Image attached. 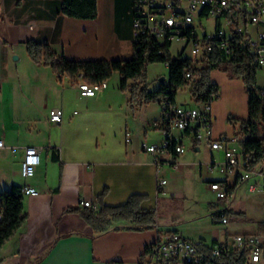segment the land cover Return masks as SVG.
Returning <instances> with one entry per match:
<instances>
[{"label": "crops", "instance_id": "crops-1", "mask_svg": "<svg viewBox=\"0 0 264 264\" xmlns=\"http://www.w3.org/2000/svg\"><path fill=\"white\" fill-rule=\"evenodd\" d=\"M62 2L0 0V138L5 143V147H0V198L1 192L14 184L29 183L39 190L37 195L23 193L28 216L15 235L1 246L0 264H141V256L148 257L146 247L161 232L176 230L191 238L185 232L192 231L157 218L155 226L140 229L132 227L131 221H116L108 230L96 234L83 216L89 208L81 200L91 199L100 206L117 205L137 193L142 195L141 207L157 210L158 194L171 192L175 196L177 181H198L194 172L197 167L203 181L217 179L213 175L215 159L224 152L194 140L188 133L175 132L182 135L183 144L184 136H190L195 141L194 150L203 148L212 157L211 164L208 157L204 163L186 147L176 155L175 163L162 156L158 164L155 155L141 145L142 138L136 137L134 142L126 137L127 145L121 149L103 140L105 129L117 124L104 111L119 109L121 91L108 86L93 96H82L76 86L80 75L75 79L68 75L59 77L50 66L34 62L26 42H48L60 54L80 60L129 58L134 49L133 0H97L98 14L92 19L63 14ZM211 77L219 84L221 94L211 104L215 134L235 133L236 127L229 117L248 116L244 81L230 78L224 71ZM57 96L60 103L51 104ZM184 104L195 105L192 98ZM158 106L159 114L153 116L152 127L162 116ZM54 107L63 110L61 122L49 118ZM27 145L41 148V161L29 177L22 174ZM256 166L264 171V160ZM160 178L167 182L159 189ZM238 185L235 193L242 184ZM240 203L236 196L231 199L227 207L229 217L234 210L243 211ZM72 205L79 210L67 211ZM262 213L261 218L255 216L257 223H264V209ZM214 215L220 222L217 209ZM260 228L257 233L264 236V228ZM240 232L252 231H232L226 227L215 229L209 242L206 237L200 238L209 244L231 243L233 234Z\"/></svg>", "mask_w": 264, "mask_h": 264}, {"label": "built area", "instance_id": "built-area-1", "mask_svg": "<svg viewBox=\"0 0 264 264\" xmlns=\"http://www.w3.org/2000/svg\"><path fill=\"white\" fill-rule=\"evenodd\" d=\"M133 43L141 42L146 50H153V55L165 53L168 34H175V40H186L190 45L188 57L191 61L200 62L216 51L230 54L238 45L252 52L253 61L259 68H264V0H133ZM215 20V29L209 31L206 21ZM186 47L183 48L184 52ZM182 52L178 55H181ZM145 53V52H144ZM183 56V55H182ZM168 65V63H166ZM82 78L77 87L82 96H93L106 89V83H87ZM191 76V72H187ZM264 97V90L261 91ZM162 116L154 122V127L164 133L161 144L143 143V148L155 155L160 164L161 157H168L175 163V157L185 151L182 135L188 133L194 140H204L212 149L223 150L225 161L217 163L226 179H214L209 188L216 192L219 200L225 199L234 190L230 187L236 180L247 181L250 192L264 193V171L254 163L251 154L243 151L241 135L222 133L216 135L211 104L202 107L187 105L164 99L161 103ZM50 120L61 122L63 110L50 109ZM189 130L186 132V130ZM182 131V135L175 134ZM129 133H127L128 136ZM130 140L127 137V141ZM0 147H5L0 138ZM16 151V147H12ZM41 148L37 145L25 146L22 161V174L25 177L34 175L41 161ZM234 177L231 183L229 177ZM167 180L158 179L160 189ZM25 195L39 194L38 188L26 183L22 186ZM89 209L98 210L101 206L91 199L81 200ZM224 209H217V218L221 223H228L229 216ZM3 209L0 207V219ZM152 252L148 254L147 264H262L264 262V236L257 232L235 233L232 242L209 244L206 240L193 239L176 230L163 231L153 243Z\"/></svg>", "mask_w": 264, "mask_h": 264}, {"label": "trees", "instance_id": "trees-1", "mask_svg": "<svg viewBox=\"0 0 264 264\" xmlns=\"http://www.w3.org/2000/svg\"><path fill=\"white\" fill-rule=\"evenodd\" d=\"M62 12L76 18H95L98 14L97 0H63ZM133 47V54L129 58L80 60L60 54L48 42H26L30 58L34 62L50 66L59 77L68 75L75 79L82 75L89 82H99L108 80L114 72H119V87L129 90L132 98L141 103H161L164 99L177 102L178 90L189 87L194 104L202 107L212 104L221 95L219 84L211 77L214 68L225 71L230 78H242L248 93V116L232 115L229 120L235 125L236 133L242 137L240 145L243 151L253 156L255 164L264 160V97L261 95L264 87L258 84L259 67L255 65L249 49L238 45L230 54L226 51H216L203 61L194 62L182 54L173 57L169 45L164 46L165 53L162 55H153L151 48L145 51L147 47L143 42L140 45L133 43ZM154 61L168 63L169 77L168 81H161L156 88L151 89L145 74L148 64ZM189 71L191 76H187ZM188 131L187 129L186 132ZM238 184L239 180H236L230 188L234 190ZM141 200L142 195L134 193L122 204H103L98 210L86 209L83 216L96 234L108 230L113 222L121 220L131 221L132 227L137 229L155 226L156 209L141 207ZM0 207L3 209L0 219L1 248L27 219L22 185L14 184L11 189L1 192ZM66 210L75 211L79 210V207L72 205ZM225 211L228 213L229 209L226 208ZM261 224L264 226V223ZM152 247L153 244L146 247L145 255L153 251ZM141 259V264H147L144 254Z\"/></svg>", "mask_w": 264, "mask_h": 264}, {"label": "rangeland", "instance_id": "rangeland-1", "mask_svg": "<svg viewBox=\"0 0 264 264\" xmlns=\"http://www.w3.org/2000/svg\"><path fill=\"white\" fill-rule=\"evenodd\" d=\"M206 24L209 31L215 29V20L213 18L206 21ZM184 47H186V49L182 52ZM170 52L173 57L178 56L181 52L183 56H186L190 53V45L186 46V40L184 39L175 40L172 43ZM219 72H223V70L214 68L212 70V75L216 77ZM168 77L169 68L165 62L154 61L148 64L145 79L151 89L156 88L162 80L168 81ZM257 80L259 86L264 87V68L258 69ZM107 82L109 87L121 91V106L115 112L104 111V115L110 120H115L117 124L105 129L107 134H105L102 139H106L108 144L115 149H121L122 146L124 147L127 145L125 142L126 137L134 139V142L137 140L136 137L142 138L144 141L140 142L141 145L145 142L150 143L151 141L161 144L164 138L163 131L161 129H155L150 125V123L155 120V117L153 116H158L159 114L157 107H159L158 104L160 105V103L158 101L141 103L139 100L133 99L129 90H122L119 87L120 74L117 71L113 73ZM176 99L178 103L190 102L191 92L189 87L180 88ZM225 101L224 97L223 102ZM59 103L60 99H58V96L51 100V104L53 105H58ZM119 128L121 132L118 131ZM126 130L129 133L128 136ZM119 132L120 135L115 137L114 134ZM175 132L181 133L180 130H175ZM194 142L195 141L192 140L190 136H184V144L187 151H190L193 154L196 153L204 163V158L208 157L209 164H211L212 157L210 154L207 155L203 148L202 150L195 151ZM201 142L205 143L204 140ZM223 161H225V154L221 153L215 159L216 164L214 165L213 175L218 177L217 179L227 178L226 174L220 171L217 164ZM194 172H196V175L199 178L200 173L198 167L194 169ZM197 177L195 176L196 180H198L196 182H189L187 180L177 181L178 187L175 196L171 192H167V194L161 192L158 194L156 218H159L161 222L166 220V223L176 224L182 226L186 231H192V234L189 232H185V234H190L189 236L193 239H200V236L206 237L208 242L212 240V233L215 229L220 230L221 228L229 227L232 231L242 230L260 232V227L264 228L263 225L254 220L255 216L258 218L262 217L264 209L262 204V197H264L263 193L250 192L247 188V181H245L240 183L242 184L240 187V184L238 185V192H233L228 195L227 198L219 200L216 192L209 188V182H205L202 178L198 179ZM229 180L233 183L234 177L230 176ZM207 183L208 186L206 185ZM234 196H236V201L242 202L240 204L243 206V211L236 212L234 210L229 217V223L224 224L216 221V216L214 215L215 210L218 208H227ZM234 207L237 208L236 206ZM263 230L264 229H262L261 232H264Z\"/></svg>", "mask_w": 264, "mask_h": 264}, {"label": "bare ground", "instance_id": "bare-ground-1", "mask_svg": "<svg viewBox=\"0 0 264 264\" xmlns=\"http://www.w3.org/2000/svg\"><path fill=\"white\" fill-rule=\"evenodd\" d=\"M174 41H175V34H168V42H174ZM106 82H107V80L99 81V82H89V81H87V83H106ZM182 104H184V103H182ZM22 193H24V191H22Z\"/></svg>", "mask_w": 264, "mask_h": 264}, {"label": "water", "instance_id": "water-1", "mask_svg": "<svg viewBox=\"0 0 264 264\" xmlns=\"http://www.w3.org/2000/svg\"><path fill=\"white\" fill-rule=\"evenodd\" d=\"M162 81H164V80H162Z\"/></svg>", "mask_w": 264, "mask_h": 264}]
</instances>
